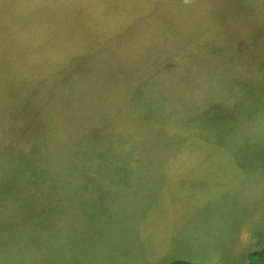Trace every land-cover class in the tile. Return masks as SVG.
<instances>
[{"label":"rangeland","instance_id":"rangeland-1","mask_svg":"<svg viewBox=\"0 0 264 264\" xmlns=\"http://www.w3.org/2000/svg\"><path fill=\"white\" fill-rule=\"evenodd\" d=\"M259 69L264 0H0V264L57 262L51 206L84 141L88 162L179 154L201 94Z\"/></svg>","mask_w":264,"mask_h":264},{"label":"crops","instance_id":"crops-1","mask_svg":"<svg viewBox=\"0 0 264 264\" xmlns=\"http://www.w3.org/2000/svg\"><path fill=\"white\" fill-rule=\"evenodd\" d=\"M233 81L236 92L201 94L200 122L185 126L179 154L88 162L100 154L79 146L80 170L51 206L55 264H249L264 249V91L251 89L264 87V69ZM30 235L27 226L18 242Z\"/></svg>","mask_w":264,"mask_h":264},{"label":"trees","instance_id":"trees-1","mask_svg":"<svg viewBox=\"0 0 264 264\" xmlns=\"http://www.w3.org/2000/svg\"><path fill=\"white\" fill-rule=\"evenodd\" d=\"M259 257V260L261 259L262 261H264V249H262L261 251H256L254 253H252L250 255V263L249 264H254L255 263V258ZM172 264H179L177 262H174ZM256 264H264V262L258 261Z\"/></svg>","mask_w":264,"mask_h":264}]
</instances>
